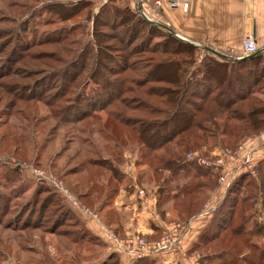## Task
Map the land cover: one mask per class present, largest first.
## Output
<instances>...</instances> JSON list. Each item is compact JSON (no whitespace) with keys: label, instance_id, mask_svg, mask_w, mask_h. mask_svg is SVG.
Instances as JSON below:
<instances>
[{"label":"trees","instance_id":"trees-1","mask_svg":"<svg viewBox=\"0 0 264 264\" xmlns=\"http://www.w3.org/2000/svg\"><path fill=\"white\" fill-rule=\"evenodd\" d=\"M87 6L91 7L89 0L69 5L62 19L68 21ZM91 24L92 28L96 25L101 29L92 33L93 37L117 41L121 48L111 55L112 47L99 48L92 42L89 43V58L83 56V49L73 58L75 61L82 60L83 56L84 66L86 61L90 62L87 78L98 86L102 97L82 103L79 96H73L70 109L75 110L77 115L72 123L103 112L105 120L100 123L103 127L110 121L114 127L130 134L126 136L123 132L124 136H119L114 130L103 132L100 129L102 139L114 142L111 149L115 158L112 160L117 164L123 160L121 147L132 135L139 150L137 165L145 166L137 174L136 183L141 187V181L147 179L155 184L154 208L161 219L171 204L174 210L176 208L179 220L186 223L197 215L207 200V192L215 185L214 178H210L212 170L186 160V154L196 151L206 158L215 148L230 151L264 128V101L255 96L261 91L258 86L264 78V51L259 50L253 57L238 61L218 60L204 54L196 72L186 74L185 70L193 65V55L198 49L177 39L165 26L145 20L137 9L110 0L93 13ZM128 55L135 58L130 65L127 63ZM112 63L114 68L107 65ZM98 72L110 79L100 78L96 82ZM127 72L133 73V77ZM70 90L68 88L65 94H72ZM98 158L87 160H90V165L109 173L104 184L99 181L83 182L77 177L69 182V187L78 201L99 214L101 223L116 238H123V225L129 213L113 207L122 175L112 167L110 159ZM254 167L255 178L245 172L229 182L207 224L190 245L191 250L187 253L197 252L200 255L199 264H264V243L256 241L264 238V229L253 221L250 213L257 197L261 207H264V159ZM79 173L74 167L67 169L64 176ZM162 173L167 176L162 177ZM128 180L131 184L129 177ZM110 181L114 185L108 189ZM125 191L133 193L130 185ZM98 195L100 200H97ZM44 196L40 202L41 215L54 204V196L49 193ZM55 207L57 209H54L51 221L40 217L47 227L33 226L32 229H46L49 235L60 241L68 232L63 228L70 224L69 232L75 233L78 240H68L72 247H80L83 239L95 241L96 237L88 233L84 223L68 207L57 204ZM30 221L27 219L20 225L26 229ZM41 248L45 252L43 256L40 254L41 263L38 264H50L52 258L49 259L46 248ZM98 264H118V255L110 252ZM131 264L153 263L148 257H143Z\"/></svg>","mask_w":264,"mask_h":264},{"label":"rangeland","instance_id":"rangeland-1","mask_svg":"<svg viewBox=\"0 0 264 264\" xmlns=\"http://www.w3.org/2000/svg\"><path fill=\"white\" fill-rule=\"evenodd\" d=\"M79 1L0 0V197L2 198L0 199V264L41 263L40 254L43 256L45 252L41 247L46 248L49 259L52 258L50 264H98L112 252V247H109V244L102 239L101 233L95 229V223H91L80 209L74 208L54 184L60 183L62 189L75 199L79 207L93 212L97 216L98 223L109 230L101 223L96 211L77 200L75 192L69 187V182L80 177L83 182L99 181L104 184L109 178V173L105 169L90 165L88 163L90 160H87L98 156L110 159L112 167L118 169L122 175L119 186L121 190H126L130 185L128 176L123 174L126 165L133 164L135 178L140 169H145V166L137 165L139 150L132 135L126 138L125 146L121 147L122 162L117 164L113 161L115 154L111 148L114 142L104 140L99 135L111 130L119 136H124L123 132L126 136L130 134L120 127H114L115 125L110 121L103 127L101 125L105 120L103 112L94 113L91 118L81 122L72 123L77 115L75 110L70 109L73 105V96H79L82 103L102 97L98 86L87 78L91 67L90 62L86 61V65H82L83 56L90 57V44L96 43L99 48L112 47L111 55L121 48L117 41L93 37L92 33L99 32L97 29L100 28H96V25L92 28L91 16L102 5L95 0H89L91 7H85L79 15L68 21L62 19L69 9L68 6ZM73 27L75 28L68 29ZM81 49L84 50L82 60H73ZM200 50L195 52L200 53ZM199 57V55H193V65L185 70L186 74L196 72L200 65ZM134 59L133 55H128L127 63L129 65L134 63ZM107 65L114 68L113 63ZM98 74L96 82L100 78L110 79L108 76L100 75V72ZM127 74L133 77V73L127 72ZM258 87L261 91L255 96L264 101V78ZM68 88L72 89L70 90L72 94H65ZM126 96L132 97V95ZM138 97L140 99V95ZM146 102L149 104L148 100ZM263 129L256 135L250 136L259 141L260 149L264 146L259 138V134L264 132ZM247 139L239 142L238 145L243 144ZM236 148L230 150V153L236 151ZM195 152L192 151V153ZM214 152L216 153L214 158L220 157L222 160L223 167L220 169L222 175H225L227 170L229 173V166L239 163L237 160L227 162L231 156L223 155L225 151L221 149L215 148L211 153L215 154ZM210 155L209 153L206 158L203 155L200 156L208 160ZM257 158L256 162L251 161L253 166L264 159V153L259 154ZM74 167L79 170L78 175L64 176L67 169ZM38 172L41 176H37ZM211 173L210 178H214L215 185L211 191L207 192V200L199 208L197 215L206 208L210 195L219 187L217 172L211 171ZM161 176L165 177L167 174L162 173ZM252 176L256 177L255 167H253ZM180 181L182 182V177ZM113 185L110 181L108 189ZM154 186L152 181L144 179L139 187L145 191L146 195H149V191ZM48 193L54 196L56 201L53 199L54 204L41 215L43 211L40 202ZM100 199L101 196L97 198V200ZM119 202L120 199H114L113 207L123 210L124 206ZM22 204L24 206H21ZM55 204L59 207H68L73 215L84 223L88 233L96 237L95 241L83 239L80 247H72L69 242L74 241L76 234L69 232L70 224L63 228L68 232L60 241L55 236L49 235L46 229H32L33 226L47 227L43 218L48 221L53 219L54 209H57ZM123 204L126 205V203ZM263 208L260 198L257 197L250 213L253 221L264 229ZM123 211L129 213L126 209ZM175 211L176 208L174 210L169 204L163 215L162 220L165 226H168L167 229L155 230L151 237L135 232L124 233L123 238L126 235L139 234L146 241H153L175 225L182 226L179 232L181 238L188 221L181 222ZM24 215L28 216L25 218ZM202 216L206 218L209 215ZM129 218L130 214L126 215V221ZM27 219L31 221L25 229L20 224ZM156 220H160V217ZM256 241L258 244L264 243V238ZM75 242H78L77 238ZM180 254L176 256L172 254V256L178 257ZM117 255L118 264H131L133 261L124 255ZM187 255L189 256L185 258L189 257L192 264L201 263L197 252L187 253Z\"/></svg>","mask_w":264,"mask_h":264},{"label":"crops","instance_id":"crops-1","mask_svg":"<svg viewBox=\"0 0 264 264\" xmlns=\"http://www.w3.org/2000/svg\"><path fill=\"white\" fill-rule=\"evenodd\" d=\"M140 1V7L136 0H116V3L130 9H137L145 20L165 26L177 39L201 49L200 53L196 52V55L200 56L199 60L204 54L218 60H242L240 43L246 37L253 39L258 50L264 47V0H189L186 13H182L179 9L169 8L166 0H158L160 4L157 7L150 0ZM95 2L99 4L97 0ZM259 144L254 137L243 142V146L250 149L251 158L255 162L258 161L256 157L264 153V146L260 149ZM235 160V157H230L227 162ZM225 189L226 187L219 186L210 195L209 204L207 203L208 217L197 215L185 224L178 253L182 254L173 257L169 253H154L148 257L153 264H192L189 257L185 258L189 256L187 255L188 248L207 224L213 208L223 196ZM154 190L153 187L149 195H146L144 201L146 210L134 204L132 192L127 194L125 190H119L115 200L120 199L119 204L122 203L123 210L126 209L130 214V218L123 225L124 233L135 232L151 237L155 230L163 231L168 228L161 218L158 221L151 220V212L155 211ZM95 229L98 231L96 225Z\"/></svg>","mask_w":264,"mask_h":264},{"label":"built area","instance_id":"built-area-1","mask_svg":"<svg viewBox=\"0 0 264 264\" xmlns=\"http://www.w3.org/2000/svg\"><path fill=\"white\" fill-rule=\"evenodd\" d=\"M100 4H105L110 0H97ZM139 4H141L140 0H136ZM154 6H159L158 0H150ZM167 5L171 9H179L182 13H186L189 8V0H166ZM142 15V14H141ZM258 51V48L251 37H246L240 43V55L242 57H246L250 54H253ZM264 131V129H263ZM262 137V138H261ZM260 140L264 144V132L263 134H259ZM224 153V152H223ZM233 153V154H232ZM223 155H229L231 157H235L238 164H235L230 167L229 173L228 170L225 175L221 174V170L223 167L221 158H214V155L211 154L209 159H204L199 155V153H187L185 158L189 161H195V163L203 168H208L212 170V172H217V183L219 186L227 187L230 180H232L235 176L240 173L248 172L253 175V164H251L252 158L250 155V149L243 146V144H239L236 148V151L231 152L225 151ZM228 167V169H229ZM134 168L133 164L126 165L123 169L124 174L128 176L131 180L130 187L134 194V204L138 205V207L142 210H146L145 191L138 186L135 181L134 176ZM220 171V172H219ZM37 176H41V173L38 172ZM54 186L61 192L65 199H67L74 208L80 209L81 213L88 217L90 221L95 223L98 231L102 235V239L108 243L109 247H112V252H115L119 255H124L130 260H136L143 257H150L154 253H169V254H178L180 251V228L182 226L175 225L172 229H168L161 236L153 241H146L143 236L139 234H130L126 235L123 239L116 238L112 232L98 223L97 216L87 210L78 206L75 199L71 197L65 189H62L60 183L58 185L54 184ZM209 208H204L199 215H208ZM158 214L155 211L151 212V220L158 219ZM156 218V219H155Z\"/></svg>","mask_w":264,"mask_h":264},{"label":"water","instance_id":"water-1","mask_svg":"<svg viewBox=\"0 0 264 264\" xmlns=\"http://www.w3.org/2000/svg\"><path fill=\"white\" fill-rule=\"evenodd\" d=\"M173 34V33H172ZM174 35V34H173ZM261 51H264V47L262 48V49H260ZM207 51H209L208 49H207ZM259 52V50L257 51V52H255V53H253V54H250V55H248V56H246V57H243L242 59H248V58H251V57H253L255 54H257Z\"/></svg>","mask_w":264,"mask_h":264}]
</instances>
